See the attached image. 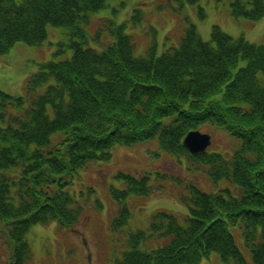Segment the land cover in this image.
I'll list each match as a JSON object with an SVG mask.
<instances>
[{"label": "trees", "instance_id": "1", "mask_svg": "<svg viewBox=\"0 0 264 264\" xmlns=\"http://www.w3.org/2000/svg\"><path fill=\"white\" fill-rule=\"evenodd\" d=\"M109 1L0 0V55L18 42L40 45L48 26L73 37L70 56L36 63L25 95L0 89V222L10 250L7 264L30 258L26 235L33 225L77 221L81 208L71 206L63 188L81 168L108 160L115 144L151 139L159 152L186 157L214 182L228 180L235 192L229 186L204 191L190 180L182 197L184 221L155 212L148 230L123 238L117 264H197L213 251L224 261L248 264L229 226L241 229L252 264H264V44L235 38L218 25L203 40L189 23L178 47L157 55L152 44L135 55L124 20L109 30L112 41L96 50L87 46L85 25ZM229 2L235 17L264 15V0ZM200 124L229 133L234 144L228 156L188 151L183 137ZM118 176L125 188L112 189L121 200L113 230L129 219V194L149 193L148 175ZM147 241L154 245L143 249Z\"/></svg>", "mask_w": 264, "mask_h": 264}, {"label": "rangeland", "instance_id": "2", "mask_svg": "<svg viewBox=\"0 0 264 264\" xmlns=\"http://www.w3.org/2000/svg\"><path fill=\"white\" fill-rule=\"evenodd\" d=\"M229 1L111 0L105 10L90 15L89 23L85 25L90 36L87 46L96 50L104 48L113 38L109 30L124 20L125 32L132 36L135 55L144 54L152 44L157 55L166 49L178 47L180 37L189 23L195 25L203 40L210 37L212 26L218 25L235 38L243 36L250 42L264 44V15L255 20L235 17L231 13ZM137 7L141 10L135 18L133 9ZM70 38L73 39L64 29L48 26L46 38L40 45L16 43L8 53L0 55V89L15 96L25 95L26 78L36 69V63L70 56ZM200 126L201 130L210 134L208 152L218 151L225 156L231 153L234 141L224 128L200 124L198 129ZM56 135H60V132ZM157 152V139L135 145L115 144L108 160L91 161L81 168L72 183L63 188L74 200L71 206L81 208L79 220L72 226L59 225L55 220L33 225L26 235L31 256L24 264H117L115 256L119 259L123 256V238L127 240L129 233L137 229L148 230L155 212L168 211L180 222L184 221L188 207L182 197L187 194L190 180L204 191H217L229 186L235 192L234 185L228 180L214 182L208 178L201 171L204 167L200 164V170L195 169L184 156L177 157L162 151L156 155ZM9 171L15 173L16 169L11 168ZM120 172L137 177L148 175L149 179L145 181L149 193L129 194L126 204L130 219L125 216V225L120 227V231H115L112 222L121 200L114 196L112 189L121 192L125 188L124 179L118 176ZM154 172L163 176L156 179L157 174ZM229 228L244 257L252 264L251 249L244 244L241 229ZM4 239L7 243L0 222V264H7L10 252ZM148 245H154V242L147 241L142 248ZM198 264L236 263L224 261L220 253L213 251Z\"/></svg>", "mask_w": 264, "mask_h": 264}, {"label": "water", "instance_id": "3", "mask_svg": "<svg viewBox=\"0 0 264 264\" xmlns=\"http://www.w3.org/2000/svg\"><path fill=\"white\" fill-rule=\"evenodd\" d=\"M183 143L191 152L202 151L209 144V135L192 130L185 135Z\"/></svg>", "mask_w": 264, "mask_h": 264}]
</instances>
